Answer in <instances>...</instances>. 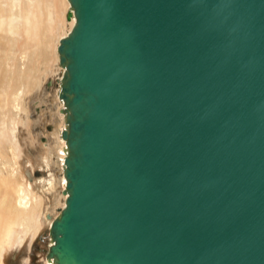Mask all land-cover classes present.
I'll list each match as a JSON object with an SVG mask.
<instances>
[{"label": "water", "instance_id": "obj_1", "mask_svg": "<svg viewBox=\"0 0 264 264\" xmlns=\"http://www.w3.org/2000/svg\"><path fill=\"white\" fill-rule=\"evenodd\" d=\"M68 1L46 259L264 264V0Z\"/></svg>", "mask_w": 264, "mask_h": 264}, {"label": "rangeland", "instance_id": "obj_2", "mask_svg": "<svg viewBox=\"0 0 264 264\" xmlns=\"http://www.w3.org/2000/svg\"><path fill=\"white\" fill-rule=\"evenodd\" d=\"M22 1L14 0L16 9ZM62 4L60 0H46L41 5L55 9L59 15L61 8L66 6ZM67 29L64 26L55 31L56 56L60 40L57 36ZM41 67V73L36 79L39 82L32 93L23 94L20 91L13 97H1L3 109L0 111V182H11L17 191L22 187L30 189V208L26 212H34L32 219L27 214L23 218L14 219L10 239L0 238V264H48L45 257L50 244L48 228L65 206L66 197L62 193L66 182L61 166L67 146L59 137L63 121L59 115L61 105L56 95L58 85H55V80L60 78L63 71L57 61L50 64L49 68L45 69L44 65ZM7 71L11 75L14 72L11 66ZM5 83L7 84V80ZM44 156L50 165L42 162ZM51 185H54L52 189ZM1 206L3 210H0V217L3 218L2 199L0 208ZM13 209L23 210L18 204H14ZM14 210H11L13 215Z\"/></svg>", "mask_w": 264, "mask_h": 264}, {"label": "bare ground", "instance_id": "obj_3", "mask_svg": "<svg viewBox=\"0 0 264 264\" xmlns=\"http://www.w3.org/2000/svg\"><path fill=\"white\" fill-rule=\"evenodd\" d=\"M45 1L23 0L19 8L16 9L14 0H0V111L3 109L1 97L5 95L13 97L18 95L20 91L23 94L25 92L26 94L28 92L32 93L39 82V79L37 82L36 79L41 73V65H44L46 69L53 62H59V54L56 56L54 52L55 31L62 29L64 26L67 27L68 29L64 33L57 36V38L59 37L58 40L64 37L74 24L75 17L68 0H60L63 3L62 5L66 4V6L61 8L62 12L59 15L55 9H51L49 6L43 7L41 4H44ZM56 1L58 2L59 0ZM9 66L13 68L14 72L12 75L7 71ZM59 67L64 72V67L60 63ZM5 80H7V84ZM5 87L6 89H3ZM57 88L56 95L62 109L64 101L59 97V85ZM61 109L59 115L63 121V128L60 129V133L63 129L67 128L66 117L61 112ZM59 137H61L67 146L66 139L61 135ZM67 153L68 147L65 150V157ZM42 162L50 165L46 157H42ZM63 167L64 162L61 166L62 172ZM63 178L66 182L64 174ZM53 186L51 185L50 188L52 189ZM19 189L20 191H17L11 182H0V199L3 200L4 206V212H2L3 218L0 217V238L2 240H5V237L6 239H10L11 230L14 228V219L23 218L26 214L30 219L33 217L34 211L26 212L30 208L28 200L30 189L27 190L24 187ZM62 194L64 197H67V194ZM14 204L16 206L18 204L23 210L15 211L13 209ZM0 210H3L2 206ZM11 210H14V215L11 213ZM46 261L48 264H53L52 260L47 259Z\"/></svg>", "mask_w": 264, "mask_h": 264}]
</instances>
